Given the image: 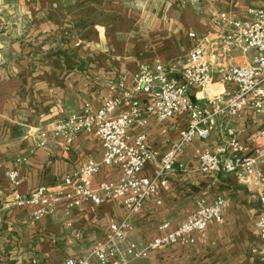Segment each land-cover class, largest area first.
Segmentation results:
<instances>
[{
	"label": "crops",
	"instance_id": "obj_1",
	"mask_svg": "<svg viewBox=\"0 0 264 264\" xmlns=\"http://www.w3.org/2000/svg\"><path fill=\"white\" fill-rule=\"evenodd\" d=\"M252 9H264V0H0V264H62L80 257L128 213L121 201L99 207L84 203L78 209L60 207L35 222L27 209L14 206L9 172H18V192L28 195L40 187H56L87 159L103 156L93 134L79 135L68 147L50 138L40 148L38 133L51 131L85 107L96 112L107 101L122 98L142 66L160 63L181 71L195 44L191 34L205 39L211 54L210 42L231 31L221 17L249 21ZM251 61L252 54L236 55L233 63ZM216 89L225 93L227 88ZM138 98L144 106L149 102L146 95ZM127 108L123 102L115 115ZM186 126L187 117L181 115L130 127L132 136H147L154 152L143 176L154 175ZM263 128L264 118L246 109L240 119L217 118L209 140L184 148L182 169L146 201L129 240L144 244L174 232L196 213L202 199H225L223 221L209 224L194 243L182 241L131 264H264V240L257 229L264 216V187L234 175L198 171V157L224 146L229 129L242 144L251 145ZM119 175L118 166H105L93 181ZM165 224L169 228L161 230Z\"/></svg>",
	"mask_w": 264,
	"mask_h": 264
},
{
	"label": "built area",
	"instance_id": "obj_2",
	"mask_svg": "<svg viewBox=\"0 0 264 264\" xmlns=\"http://www.w3.org/2000/svg\"><path fill=\"white\" fill-rule=\"evenodd\" d=\"M249 14L251 19L245 22L221 17L231 31L210 42L211 54L206 50V40L191 34L195 44L181 71L160 63L142 66L133 88L122 98L107 101L96 112L85 107L55 123L51 131L38 133L40 148H46L50 138L61 140L68 147L79 135L93 134L103 147L100 160L87 159L78 171L66 176L56 187H40L28 195L18 192V172L8 173L13 204L27 209L31 221L49 218L60 207L72 210L84 203L99 207L107 201H121L127 206V215L109 227L104 240L84 255L62 264H131L182 241L194 243V236L203 234L209 224L223 221L225 199L218 197L212 202L202 199L196 213L183 219L174 232L144 244L129 240L135 232L134 219L146 201L168 185L172 174L182 169L179 157L187 145L195 140H209L217 118L240 119L246 109L264 118V9H252ZM250 54L251 64L233 63L236 55ZM217 87L227 88L226 92L217 93ZM138 95L148 96L149 102L144 106ZM123 102L127 103V111L115 115ZM181 115L187 117V126L180 131L179 141L161 158L152 177L143 176L146 166L154 160V152L147 136H132L130 127L136 124L143 128L148 119L164 122ZM227 136L224 146L198 157V171L234 175L264 187V128L252 137L251 145L242 144L233 129L227 131ZM105 166H118L120 175L94 184L93 179ZM261 201L264 203V198ZM168 228L165 224L161 230ZM257 229L264 240V216L258 220Z\"/></svg>",
	"mask_w": 264,
	"mask_h": 264
}]
</instances>
